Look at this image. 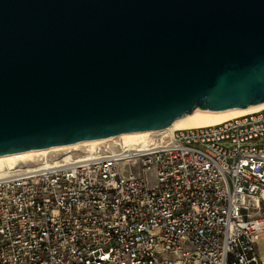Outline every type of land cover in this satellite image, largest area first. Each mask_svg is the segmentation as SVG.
<instances>
[{
    "label": "water",
    "instance_id": "water-1",
    "mask_svg": "<svg viewBox=\"0 0 264 264\" xmlns=\"http://www.w3.org/2000/svg\"><path fill=\"white\" fill-rule=\"evenodd\" d=\"M262 102L264 0H0V156Z\"/></svg>",
    "mask_w": 264,
    "mask_h": 264
},
{
    "label": "built area",
    "instance_id": "built-area-1",
    "mask_svg": "<svg viewBox=\"0 0 264 264\" xmlns=\"http://www.w3.org/2000/svg\"><path fill=\"white\" fill-rule=\"evenodd\" d=\"M63 158L0 179V264H264V108Z\"/></svg>",
    "mask_w": 264,
    "mask_h": 264
},
{
    "label": "bare ground",
    "instance_id": "bare-ground-1",
    "mask_svg": "<svg viewBox=\"0 0 264 264\" xmlns=\"http://www.w3.org/2000/svg\"><path fill=\"white\" fill-rule=\"evenodd\" d=\"M263 108L264 102L247 107L234 108L217 112H193L191 114L184 115L180 118L175 119L167 127L156 130L134 132L123 134L118 137H110L99 140L74 143L60 147L2 155L0 156V179L9 177L14 172L21 170L19 167L20 164H25L28 162L39 164V162L41 161L46 162L47 155L49 153L63 151L67 154V156L65 155L63 159L67 160L69 158L68 153H70V151L73 152L82 149V151L84 152L83 154L86 156H97L101 154L99 153L101 145H105L111 142L114 143L116 141H119L120 146L127 150L138 147H146L148 144L155 142V135H158L159 138L163 139L167 137L173 130L213 126L243 115L258 112ZM26 169H30V167ZM262 243L263 242H261L260 245L263 250L264 244Z\"/></svg>",
    "mask_w": 264,
    "mask_h": 264
},
{
    "label": "rangeland",
    "instance_id": "rangeland-1",
    "mask_svg": "<svg viewBox=\"0 0 264 264\" xmlns=\"http://www.w3.org/2000/svg\"><path fill=\"white\" fill-rule=\"evenodd\" d=\"M157 136L158 135H155V137L154 138H157ZM112 143V144H111ZM111 143H107V144H105V145H101V147H100V151H99V153H103L105 150H109V149H114V148H116V146H117V144H119V141H116V142H111ZM82 153H84L83 151H82V149H80V150H78V151H70V153H68V155H71V156H75V155H81ZM65 155L67 156V154L65 153V152H63V151H61V152H53V153H49L48 155H47V158H51V159H57V158H62V157H65ZM35 165V163L34 162H28V163H25V164H20L19 165V167H20V169H26V168H28V167H33ZM132 170H133V168H132ZM262 244H264V241H263V243ZM264 250V249H263ZM264 252V251H263Z\"/></svg>",
    "mask_w": 264,
    "mask_h": 264
}]
</instances>
